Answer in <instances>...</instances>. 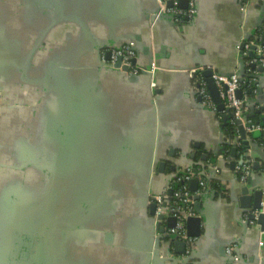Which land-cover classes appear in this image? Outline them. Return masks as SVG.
<instances>
[{
	"label": "crops",
	"instance_id": "obj_1",
	"mask_svg": "<svg viewBox=\"0 0 264 264\" xmlns=\"http://www.w3.org/2000/svg\"><path fill=\"white\" fill-rule=\"evenodd\" d=\"M196 1L194 21L177 27L152 23L156 0H0V264H145L155 248L151 197L170 187L173 163L205 167L224 190L198 209L192 201L201 233L191 237L188 264H229L230 245L239 248L231 264H264V234L257 223L243 229L247 208L238 204L245 184L251 205L264 189V131H245L243 151L231 119L226 139L220 112L202 104L189 71L238 72V47L258 33L264 0ZM128 41L133 65L148 70L136 79L100 66ZM250 50L244 75L255 82L241 95L264 128V61ZM241 160L247 181L230 166ZM190 181L194 195L199 184ZM161 253L185 257L167 241Z\"/></svg>",
	"mask_w": 264,
	"mask_h": 264
},
{
	"label": "built area",
	"instance_id": "obj_2",
	"mask_svg": "<svg viewBox=\"0 0 264 264\" xmlns=\"http://www.w3.org/2000/svg\"><path fill=\"white\" fill-rule=\"evenodd\" d=\"M157 1V9L152 15V23L160 18L162 15H169L171 19L169 22L172 25L180 27L185 24L186 21H194L197 15V5L196 0H188V6L185 10H181L178 7L177 0H156ZM171 5L169 6V4ZM244 13L246 12L245 7L243 8ZM264 33V24L260 27L258 33L254 36V40L250 42H245L244 49H251L252 45H256L255 53L258 55V58H254L257 62L264 61V49L259 44V38ZM258 40V43H256ZM240 48V47H238ZM110 58L109 60H105L102 57L101 62H106L109 68H113V66L120 61L121 66H126L128 68L127 74L140 75L148 71L147 69L140 68L138 66H134L132 61L136 58V49L135 44L132 41H128L122 43L120 45L113 46L109 49ZM256 64V63H255ZM120 70V68H118ZM206 70H210L212 72L211 78L213 79L218 91L219 96L224 104L225 109L231 111L233 115L232 120H240L244 126V129L247 133H251L254 131H264V128L259 127L252 120L246 117L248 108L246 106L245 100L242 98L236 97V90H241V84L243 81H246L248 86L254 84L255 79L249 78L246 80H241L240 76L237 72L228 74H223L216 71L212 66H198L190 69V74L192 77V87L195 89L196 93L202 99V104L205 107L214 108L215 104L210 96V93L207 89L206 81L203 76V72ZM242 91V90H241ZM234 122V121H233ZM210 164V163H209ZM212 165V164H210ZM199 166V165H198ZM213 166V165H212ZM211 166V167H212ZM237 172L240 173V178L245 181L246 178L250 174V165L249 163H244L242 167L236 165ZM204 169L201 167H191L185 170H178L176 173V178L172 180V183L169 188H167L162 194L154 195L156 207V214L162 213L163 211L168 210V215H172L176 218V225L174 228L169 229V233L172 235H176L179 241H184L187 244V250L185 253V257H189L191 255L194 240L188 236L186 230V220L190 216H195V212L192 208V194L189 192L187 188V183L191 179L195 178L198 180V190L195 194L198 195H207L210 191L208 184L210 180H207ZM177 181L180 183L178 188H173L172 184ZM169 190H172L171 195H169ZM172 198L169 204L168 199ZM166 202V206L163 207L162 204ZM255 216H257L258 212H254ZM264 232L260 231V235ZM261 244V241L260 243ZM234 246L230 245L226 247V256L234 257L236 260V256L233 254Z\"/></svg>",
	"mask_w": 264,
	"mask_h": 264
},
{
	"label": "water",
	"instance_id": "obj_3",
	"mask_svg": "<svg viewBox=\"0 0 264 264\" xmlns=\"http://www.w3.org/2000/svg\"><path fill=\"white\" fill-rule=\"evenodd\" d=\"M187 3V0H181V3L180 5L181 6H185V4ZM160 18H163L167 21H169L171 19V17L169 15H162L160 16ZM262 21V18L260 17V23ZM260 25V24H259ZM256 43H258V40H256ZM261 43L264 45V33L262 35V39H261ZM244 44L245 42H242L241 45L239 46V54H240V69L239 71L237 72V74L240 76L241 80L244 79V64H243V59H244V55H243V48H244ZM136 49V48H135ZM255 49H256V45H252L251 46V50L249 52V56L252 57V58H258V55H256L255 53ZM157 56V55H155ZM110 58V52L108 51L106 53V57H105V60H109ZM152 55H151V59H152ZM102 60V58H101ZM100 60V61H101ZM132 63H136V58L133 59ZM100 66L103 67V68H109V66L106 64V62H101L100 63ZM251 67H255L256 64L252 63L250 65ZM120 68L119 71H122V72H127L128 71V68L126 66H121L120 65V61H118L114 66L113 68H109V69H117ZM259 70L262 69V66H260L258 68ZM144 73H147L144 72ZM225 74H228L230 75L231 73H225ZM203 75H204V78H205V81H206V85H207V89L210 93V96L213 100V103L215 104V109L221 113V117L223 119V125L226 126L228 124H230V120L233 119V115L231 113L230 110L228 109H225L224 107V104L219 96V91L213 81V79L211 78V75H212V72L210 70H206L203 72ZM130 78L131 79H136L137 78V75H130ZM241 90L238 89L236 90V97L237 98H241ZM246 117L247 114H246ZM234 121V124L237 125L238 127V130L239 132L241 133V139L243 140V146H242V150L243 151H247L248 149V144H249V141L246 140V133H245V129H244V126L242 124V122L240 120H233ZM258 133L257 132H252L251 135L253 136H256ZM229 144L230 141L228 142ZM225 148H221V150L223 151ZM231 156L235 157L236 155V148L235 147H231ZM172 154V153H171ZM214 162V161H213ZM244 163H248V161H237L235 163H232L230 162V166L231 168L233 169L234 167H236V165L242 167L244 165ZM215 165V164H214ZM160 168L159 169H162V167L164 166V163H160ZM193 167V165H189L188 168H191ZM155 166L153 164V162L151 161V166H150V170H154ZM180 166H177L175 165L174 163L171 165L170 167V172H171V175L169 177V179H174L176 178V173L178 172V170H180ZM204 169V168H203ZM184 170V169H182ZM209 171H211V173H213V169L212 167L209 168ZM249 178V176L247 177ZM247 178L245 181H247ZM190 183L192 184V189L194 190L195 188L197 189V185H198V180L197 179H193L190 181ZM247 183V182H246ZM245 184V182H244ZM245 187H243L241 189V195L239 196V202L238 204H240V206L242 208H247V210L244 211V219L241 222V225L243 227L244 230H248L249 229V226L251 224H254V223H257L258 225H260V231L261 232H264V211H263V191L264 189L262 187H258L257 189H255V192H254V201H253V204L251 205L250 203V196H249V189L247 187V184L244 185ZM169 195H171L172 193V190H169ZM213 194V191H209L208 192V195L209 196H212ZM207 195H198V194H194L192 196V200L194 201V209H198L200 207V201L203 197H206ZM172 198H169L168 200H171ZM151 204H150V213H151V217H152V221L149 225V228L152 232V241L154 243V250L151 251V253L147 254L146 255V261H145V264H170V261L172 262L171 264H177V261L176 260H180V264H188V261H189V258L186 257V258H171L167 255H162L161 251H162V248L164 246V242L167 241L169 242V244H173L175 247H176V251L179 253V254H185L186 253V250H187V244L184 242V241H179L177 236L176 235H172L169 233V230L167 229H171V228H174L175 225H176V218L172 215H169L167 216L164 212L162 213H159V214H156V207H157V204L155 203V200H154V196L152 195L151 197ZM163 207L166 206V202H164L162 204ZM252 208V210H250ZM249 209V210H248ZM254 212H258L257 216H255ZM166 220L167 221V224H166V227H164L163 225H161V222ZM200 223H201V218L198 217V216H190L187 218L186 220V230H187V234L188 236L190 237H194V236H198L200 235L201 233V229H200ZM167 228V229H166ZM157 234V235H155ZM264 234V233H263ZM31 241V240H30ZM164 241V242H163ZM14 252H15V248H13ZM234 252L236 254H239V248H235L234 249ZM193 255L195 253V251H192ZM223 256H224V261L231 264L232 261H234V257H227L226 256V249L224 248L223 249Z\"/></svg>",
	"mask_w": 264,
	"mask_h": 264
},
{
	"label": "trees",
	"instance_id": "obj_4",
	"mask_svg": "<svg viewBox=\"0 0 264 264\" xmlns=\"http://www.w3.org/2000/svg\"><path fill=\"white\" fill-rule=\"evenodd\" d=\"M260 16H261V18H262V21H261V23H260L259 26H262V25L264 24V12H262ZM259 28H260V27H259ZM252 40H254V36H250V37H248V38L246 39V42H250V41H252ZM245 78L247 79V78H248V75L245 74V76H244V80H246ZM246 84H247V83H246V81H245V83H242V84H241V87H242V88L246 87V86H245ZM220 114H221V113H220ZM223 132H224V136H225L226 139H228V138H230V137L232 138V137H233L234 128H233L232 125L228 124V125L224 126V128H223ZM195 167H199V166H194V168H195ZM179 186H180V183L177 182V181H175V182L172 184V187H173V188H178ZM208 187L210 188V191L214 190V191H216V193H219V194H223V195H224V190H223L221 187H219L215 181H212V180H211V181L209 182V184H208Z\"/></svg>",
	"mask_w": 264,
	"mask_h": 264
}]
</instances>
